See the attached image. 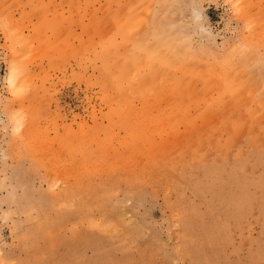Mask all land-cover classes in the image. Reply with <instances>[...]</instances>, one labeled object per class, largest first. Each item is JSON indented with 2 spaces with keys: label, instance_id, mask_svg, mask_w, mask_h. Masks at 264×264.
Listing matches in <instances>:
<instances>
[{
  "label": "rangeland",
  "instance_id": "obj_1",
  "mask_svg": "<svg viewBox=\"0 0 264 264\" xmlns=\"http://www.w3.org/2000/svg\"><path fill=\"white\" fill-rule=\"evenodd\" d=\"M0 264H264V0H0Z\"/></svg>",
  "mask_w": 264,
  "mask_h": 264
},
{
  "label": "bare ground",
  "instance_id": "obj_2",
  "mask_svg": "<svg viewBox=\"0 0 264 264\" xmlns=\"http://www.w3.org/2000/svg\"><path fill=\"white\" fill-rule=\"evenodd\" d=\"M176 1H177V0H176ZM174 3H175V2H174ZM146 10H147V8H146ZM135 19H136V18H135ZM143 20H144V19H143ZM143 20H142V21H143ZM136 22H137V21H136ZM140 23H141V22H140ZM144 23H145V22H144ZM129 24H130V23H129ZM129 24H128V27H130ZM176 24H178V23H176ZM176 24H175V25H176ZM139 26H141V25H139ZM162 27H163V26H162ZM126 28H127V27H126ZM135 28H136V27H135ZM167 29H168V28H167ZM125 30H126V29H125ZM138 30H139V29H138ZM147 31H148V30H147ZM152 34H153V33H152ZM140 37H141V36H140ZM150 38H151V37H150ZM151 39H152V38H151ZM167 40H168V39H167ZM165 46H167V45H165ZM148 50H149V49H148ZM159 50H160V49H159ZM165 50H166V48H165ZM109 51H110V50H109ZM154 52H155V51H154ZM166 52H167V51H166ZM168 52H170V49H168ZM111 53H112V52H111ZM111 53H109V54H111ZM131 53H132V52H131ZM163 53H164V52H163ZM101 54H102V53H101ZM125 54H126V53H125ZM167 54H168V53H167ZM167 54H164V56H166ZM106 55H107V54H106ZM129 55H130V54H129ZM130 56H131V55H130ZM162 56H163V55H162ZM110 57H111V56H110ZM148 57H149V56H148ZM157 57H158V56H157ZM168 57H170V56H167V58H168ZM108 58H109V57H108ZM116 58H117V57H116ZM119 58H120V57H119ZM121 58H123V57H121ZM165 58H166V57H165ZM108 60H109V59H108ZM139 60H140V59H139ZM141 60H142V59H141ZM155 60H156V59H155ZM117 61H118V60H117ZM127 62H128V61H127ZM160 62H161V61H160ZM154 63H155V62H154ZM158 63H159V62H158ZM129 64H130V62H129ZM139 64H140V63H139ZM261 64H263V63H261ZM117 65H118V64H117ZM119 65L121 66V64H119ZM127 65H128V63H126V66H127ZM172 65H173V63H172ZM187 65H188V64H187ZM120 66H119V67H120ZM173 66H174V65H173ZM8 67H9V66H8ZM114 67H115V66H114ZM114 67H113V68H114ZM146 67H147V66H146ZM180 67H181V66H180ZM189 67H190V66H189ZM11 68H12V66L10 65V69L8 70L9 74H10L11 71H13V68H12V69H11ZM194 68H195V67H194ZM194 68H193V69H194ZM245 68H246V66H245ZM249 68H250V67H249ZM109 69H110V68H109ZM116 69H117V67H116ZM116 69L114 68V72H112L113 74L116 73V72H115ZM144 69H145V68H144ZM166 69H167V68H166ZM241 69H242V68H241ZM241 69H240V70H241ZM258 69H259V68H258ZM10 70H11V71H10ZM124 70H126V69H124ZM149 70H150V69H149ZM152 70H153V69H152ZM186 70H187V68H186ZM198 70H199V69H198ZM177 71H178V70H177ZM133 72H134V71H133ZM193 72H194V70H193ZM108 73H109V72H108ZM187 73H188V72H187ZM9 74H8V75H9ZM200 74H201V72H200ZM200 74H198V75H200ZM188 75H189V74H188ZM190 75H191V74H190ZM11 76L13 77V75H11ZM119 76H121V75H119ZM125 76H126V75H125ZM99 77H100V76H99ZM122 77H123V76H122ZM128 77H129V76H128ZM128 77H127V80H128ZM140 77H141V76H140ZM155 77H156V76H155ZM105 78L107 79V77H105ZM124 78H125V77H124ZM103 79H104V78H103ZM146 79H147V78H146ZM201 79H202V78H201ZM205 79H206V78H205ZM241 79H242V78H241ZM108 80H110V79H108ZM120 80H121V79L119 78V81H120ZM127 80H126V81H127ZM143 80H145V79H143ZM156 80H157V79H156ZM179 80H180V79H179ZM249 80H250V79H249ZM254 80H255V79H254ZM116 81H117V80H116ZM186 81H187V80H186ZM130 82H131V81H130ZM152 82H153V81H152ZM112 83H113V82H112ZM112 83H111V84H112ZM128 83H129V82H128ZM149 83H150V82H149ZM157 83H158V82H157ZM187 84H188V83H187ZM191 84H193V83H191ZM191 84H190V85H191ZM102 85H103V84H102ZM149 86H150V85H149ZM151 86H152V84H151ZM151 86H150V87H151ZM157 86H158V85H157ZM162 86H163V85H162ZM126 87H127V86H126ZM142 87H143V86H142ZM144 87H146V86H144ZM144 87H143V88H144ZM147 87H148V86H147ZM150 87H149V88H150ZM179 87H180V86H179ZM248 87H250V86H248ZM112 88H113V87H112ZM189 88H190V87H189ZM250 88H251V87H250ZM110 89H111V88H110ZM177 89H178V88H177ZM146 90H147V89H145V91H146ZM173 90H174V89H173ZM129 91H130V90H129ZM166 91H167V90H166ZM170 91H171V90H170ZM170 91H169V92H170ZM115 92H116V91H115ZM115 92H114V93H115ZM130 92H131V91H130ZM157 92H158V91H157ZM185 92H186V91H185ZM190 92H191V91H190ZM142 93H143V92H142ZM154 93H155V92H154ZM161 93H162V92H161ZM161 93H159V95H160ZM172 93H173V92H172ZM183 93H184V92H183ZM145 94H146V93H145ZM151 94H152V93H151ZM111 95H112V94H111ZM108 96H110V95H108ZM128 96H129V95H128ZM157 96H158V95H157ZM165 96H166V95H165ZM170 96H171V95H170ZM194 96H195V95H194ZM143 97H144V96H143ZM147 97H148V96H147ZM160 97H162V96L160 95ZM160 97H159V98H160ZM129 98H130V97H129ZM157 98H158V97H157ZM170 98H171V97H170ZM125 99H126V98H125ZM188 99H189V98H188ZM116 100H117V98H116ZM116 100H115V101H116ZM189 100H190V99H189ZM195 100H196V98H195ZM129 101H130V100H129ZM175 101H176V100H175ZM110 102H111V101H110ZM125 102H126V100H125ZM259 102L261 103V101H259ZM123 103H124V102H123ZM131 103H132V102H131ZM129 104H130V103H129ZM129 104H128V105H129ZM181 104H182V103H181ZM116 105H117V104H116ZM182 105H183V104H182ZM129 106H130V105H129ZM188 106H189V105H188ZM118 107H119V106H118ZM130 107H131V106H130ZM184 107H185V106H184ZM125 108H126V107H125ZM125 108H124V109H125ZM143 109H144V108H143ZM254 109H255V108H254ZM130 110H131V109H130ZM244 110H245V109H244ZM114 111H115V110H114ZM128 111H129V110H128ZM242 111H243V110H242ZM119 112H120V110H119ZM112 113H113V112H112ZM234 113H235V112H234ZM236 114H237V113H236ZM261 114H262V113H261ZM119 115H120V114H119ZM131 115H132V114H130V117H131ZM127 116H128V115H127ZM127 116H126V117H127ZM184 117H185V116H184ZM251 117H252V116H251ZM261 117H262V116H261ZM178 119H179V118H178ZM188 119H189V118H188ZM235 119H236V118H235ZM240 119H241V118H240ZM117 120H118V119H117ZM122 120H123V118H122ZM125 120H126V118H125ZM182 120H183V119H182ZM182 120H181V121H182ZM120 122H122V121H120ZM190 122H191V121H190ZM193 122H194V121H193ZM127 123H128V122H127ZM227 123L229 124V122H227ZM124 124H125V122H124ZM232 124H233V123H232ZM250 124H251V123H250ZM119 125H120V124H119ZM187 125H188V124H187ZM125 126H126V125H125ZM125 126H124V127H125ZM127 126H128V125H127ZM194 127H195V126H194ZM247 127H248V126H247ZM132 128H133V127H132ZM188 128H189V126H188ZM134 129H135V128H134ZM137 129H138V127H137ZM187 131H188V130H187ZM195 132H196V131H195ZM243 133H244V132H243ZM191 135H192V134H191ZM187 137H188V136H187ZM133 139H134V138H133ZM138 139H139V138H138ZM183 139H184V138H183ZM80 141H81V139H80ZM210 141H212V140H210ZM77 143H78V142H77ZM241 143H242V142H241ZM150 144H151V143H150ZM78 145H79V144H78ZM80 146H81V145H80ZM206 147H207V146H206ZM262 147H263V146H262ZM74 148H75V147H74ZM84 148H85V147H84ZM199 148H200V147H199ZM233 149H234V148H233ZM78 150H79V149H78ZM164 150H165V149H164ZM220 152H221V151H220ZM162 153H163V152H162ZM170 158H171V157H170ZM170 158H169V159H170ZM87 159H88V158H87ZM167 159H168V157H167ZM189 160H190V159H189ZM159 161H160V160H159ZM162 161H163V160H162ZM184 161H185V160H184ZM175 163H176V162H175ZM195 163H196V162H195ZM165 165H166V164H165ZM174 166H175V165H174ZM162 168H163V167H162ZM165 168H166V167H165ZM193 172H194V171H193ZM181 177H182V176H181ZM234 199H235V198H234ZM236 199H237V198H236ZM1 262H3V261H1Z\"/></svg>",
  "mask_w": 264,
  "mask_h": 264
}]
</instances>
